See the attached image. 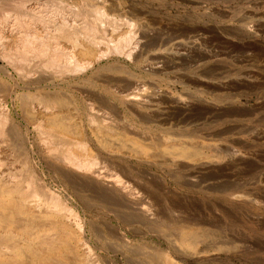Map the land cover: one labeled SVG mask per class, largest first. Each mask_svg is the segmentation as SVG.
I'll return each mask as SVG.
<instances>
[{
  "label": "rangeland",
  "instance_id": "1",
  "mask_svg": "<svg viewBox=\"0 0 264 264\" xmlns=\"http://www.w3.org/2000/svg\"><path fill=\"white\" fill-rule=\"evenodd\" d=\"M0 125L91 264H264V0H0Z\"/></svg>",
  "mask_w": 264,
  "mask_h": 264
},
{
  "label": "bare ground",
  "instance_id": "2",
  "mask_svg": "<svg viewBox=\"0 0 264 264\" xmlns=\"http://www.w3.org/2000/svg\"><path fill=\"white\" fill-rule=\"evenodd\" d=\"M48 123L61 125L60 122L54 121L53 118H49ZM65 128L67 129V127ZM189 142L186 145L171 140V143L165 142L164 146L179 158L195 160L200 152L197 148L191 146L192 144ZM145 145L134 142L133 147L143 149L146 147ZM159 146L161 145L159 144ZM151 156L148 154L147 157ZM60 157L63 158V161L67 159L72 163L88 164V161L84 163L86 162L84 157L83 159L85 160H81L80 162V160L77 161L73 155L65 151L60 152L56 158ZM93 170V172H99L98 168H94ZM8 176L10 175L8 174ZM8 176L7 173L0 170V264H91V260L88 259L89 257L87 258L83 253V255L77 254L78 252L74 253V248L77 246L74 247L70 241L66 227L62 222L57 220V215H54L55 211L50 213V211L44 209L43 204L46 201L44 200V203L40 201V194L38 192L40 190L37 186L30 188L29 182L26 183L22 178L11 179ZM42 193L44 194V192ZM181 235L182 240L186 241L187 237L190 238L195 235V231L182 229Z\"/></svg>",
  "mask_w": 264,
  "mask_h": 264
}]
</instances>
